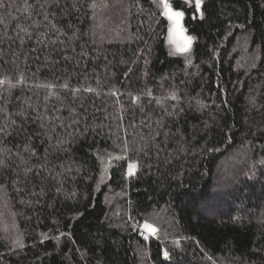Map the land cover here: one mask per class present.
<instances>
[{
	"label": "trees",
	"instance_id": "16d2710c",
	"mask_svg": "<svg viewBox=\"0 0 264 264\" xmlns=\"http://www.w3.org/2000/svg\"><path fill=\"white\" fill-rule=\"evenodd\" d=\"M170 2L0 0V264H264V0Z\"/></svg>",
	"mask_w": 264,
	"mask_h": 264
},
{
	"label": "snow or ice",
	"instance_id": "6c2138e0",
	"mask_svg": "<svg viewBox=\"0 0 264 264\" xmlns=\"http://www.w3.org/2000/svg\"><path fill=\"white\" fill-rule=\"evenodd\" d=\"M202 3L203 0H195V7L197 10L201 9ZM160 4L164 9L163 15L166 16L169 21H171V27H169L168 29L169 42L175 45L177 52H187L191 47L194 37L186 35L187 30L183 27L182 24V20L185 15L184 12L182 10L174 9L170 0H160ZM202 15L203 13L201 12V16ZM137 167V163H129V174H134ZM142 227L149 235H156L158 232V228L155 225L149 223L148 221H145ZM145 238H147V236ZM164 254L165 256L168 255L167 252H165Z\"/></svg>",
	"mask_w": 264,
	"mask_h": 264
},
{
	"label": "rangeland",
	"instance_id": "374dc122",
	"mask_svg": "<svg viewBox=\"0 0 264 264\" xmlns=\"http://www.w3.org/2000/svg\"><path fill=\"white\" fill-rule=\"evenodd\" d=\"M182 24H183V20H182ZM169 27H171V21H169ZM183 27H184V24H183ZM185 28V27H184ZM186 35H189L188 33H187V31H186ZM190 36V35H189ZM168 40H169V32H168ZM172 44V43H171ZM174 47H175V45L174 44H172ZM175 49H176V47H175ZM144 235H146L145 234V232H144Z\"/></svg>",
	"mask_w": 264,
	"mask_h": 264
},
{
	"label": "built area",
	"instance_id": "2783aa9c",
	"mask_svg": "<svg viewBox=\"0 0 264 264\" xmlns=\"http://www.w3.org/2000/svg\"><path fill=\"white\" fill-rule=\"evenodd\" d=\"M144 232H145L146 235H144ZM140 233H141L142 236H147L148 235V233L145 230H141Z\"/></svg>",
	"mask_w": 264,
	"mask_h": 264
}]
</instances>
